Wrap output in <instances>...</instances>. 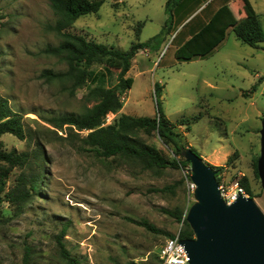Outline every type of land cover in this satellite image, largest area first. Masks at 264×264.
<instances>
[{
  "label": "rangeland",
  "instance_id": "1",
  "mask_svg": "<svg viewBox=\"0 0 264 264\" xmlns=\"http://www.w3.org/2000/svg\"><path fill=\"white\" fill-rule=\"evenodd\" d=\"M252 1L262 13L264 29V7L259 0ZM165 2L106 0L97 14L81 17L70 31L127 51L137 41L139 21L146 16L153 21L144 25L139 41L148 43L161 32L168 19ZM219 2L201 0L190 17L187 10L178 13L179 20L170 23L164 40L137 54L128 74L133 86L123 94L124 108L109 114L106 125L121 114L155 118L159 101L183 145L194 148L206 163L225 167L226 174H245L250 195L264 213V190L254 169L264 117V42L260 48L249 47L230 26L225 41L208 56L191 62L175 59V51ZM230 12L232 20L249 17L243 3ZM0 18V96L23 116L29 135L22 141L8 134L1 142L8 151L40 149L45 157L40 165L15 168L10 174L8 187L21 175L35 174L42 177V186L21 210L0 204V264H24L27 246L32 250L31 264H67L57 243L65 228L63 242L80 264H160V249L168 238L141 222L180 234L183 222L164 210L180 212L184 219L197 202L189 190L192 164L185 156L189 149L182 153L188 165L161 173L124 158L96 156L83 143L87 132L52 123L55 117L83 113L94 102L86 99V88L76 91L42 77L47 70H67L64 62L44 53L60 43L48 29L57 21L49 1L0 0ZM118 74L113 71V85ZM156 84L163 86L160 96ZM140 137L171 158H180L157 133L140 131Z\"/></svg>",
  "mask_w": 264,
  "mask_h": 264
},
{
  "label": "trees",
  "instance_id": "2",
  "mask_svg": "<svg viewBox=\"0 0 264 264\" xmlns=\"http://www.w3.org/2000/svg\"><path fill=\"white\" fill-rule=\"evenodd\" d=\"M50 7L57 17L55 25L49 26V30L56 33L60 38L57 46H48L44 53L58 58L67 65L65 72L55 73L47 70L42 77L48 81H59L72 90L86 88L88 93L86 99L93 101L94 105L87 108L83 113H71L55 117L52 123L56 128H70L79 133L87 132L83 143L91 147L100 158L119 157L139 163L144 169L161 173L166 169L178 170L188 165L182 157L186 149L199 154L190 145H183L181 136L176 132L174 125L161 111L160 103L158 115L155 118L135 117L121 114L114 123L106 125L109 114H119L124 108L123 94L129 91L134 80L128 77L137 54L149 48H155L161 43L170 23L173 24V11L182 0H168L165 11L168 19L161 32L148 43H141L139 36L144 24H138L137 41L127 51L109 47L104 44L88 40L85 36L70 31L74 24L81 18L90 14H97L106 0H48ZM249 17L244 19H231V12L226 11V16L217 13L211 17L209 22L187 42L175 51V59L179 62H191L211 54L222 44L228 34L230 26L239 41L252 48H260L264 42V29L259 15L254 10L249 0H242ZM232 21H226V18ZM1 19V18H0ZM98 67L99 69H94ZM119 70L117 84L113 85V71ZM160 84L155 85V93L160 96L162 93ZM140 131L147 134L157 135L175 150V155L180 157L174 159L154 146L147 144L141 137ZM12 135L19 140L28 139L23 116L16 113L10 106L9 100L0 96V204L8 203L17 210L23 209L34 197L42 186V177L39 174L30 177L21 175L13 187H8L9 177L13 169L32 167L40 165L45 160L44 153L40 149L34 152L8 151L3 148L1 139L5 135ZM258 159L254 161V169L257 178ZM212 167L217 175L225 169L223 166ZM229 164V161L227 163ZM242 185L250 194L249 182L246 178ZM250 198L252 196L250 195ZM164 213L183 222L180 232L181 240H189L195 234L187 222L183 219L182 213L164 210ZM145 228L157 234L173 238L176 235L159 230L147 221L141 222ZM67 228L57 237L62 258L67 264H80L70 251L66 249L63 239L66 236ZM32 250L25 247L24 264H31ZM134 264V263H131Z\"/></svg>",
  "mask_w": 264,
  "mask_h": 264
},
{
  "label": "water",
  "instance_id": "3",
  "mask_svg": "<svg viewBox=\"0 0 264 264\" xmlns=\"http://www.w3.org/2000/svg\"><path fill=\"white\" fill-rule=\"evenodd\" d=\"M258 175L264 190V117L260 130ZM196 204L187 215L195 237L182 240L190 264H264V213L254 199L240 198L227 205L218 190L217 172L192 150Z\"/></svg>",
  "mask_w": 264,
  "mask_h": 264
},
{
  "label": "built area",
  "instance_id": "4",
  "mask_svg": "<svg viewBox=\"0 0 264 264\" xmlns=\"http://www.w3.org/2000/svg\"><path fill=\"white\" fill-rule=\"evenodd\" d=\"M225 171V170H224ZM222 172L216 175L218 181V190L221 198L227 205H232L240 198H250V194L242 185L245 174L236 173L235 175ZM197 186L191 180L189 190L194 194ZM180 235L168 238L162 245L159 253L160 264H190V257L185 246L181 243Z\"/></svg>",
  "mask_w": 264,
  "mask_h": 264
},
{
  "label": "crops",
  "instance_id": "5",
  "mask_svg": "<svg viewBox=\"0 0 264 264\" xmlns=\"http://www.w3.org/2000/svg\"><path fill=\"white\" fill-rule=\"evenodd\" d=\"M167 1L168 0H166V2ZM249 1H250L251 5L253 6L254 10L256 11V13L259 15L260 20H261L262 13H259V11H257L256 6L254 5L252 0H249ZM259 1H260V6L264 7V0H259ZM146 2L142 5L143 8L147 5ZM166 2H165V5H166ZM199 2H201V0H182L180 5H178L176 7V9L173 11V18L174 19H173L172 26L176 23L177 19L179 20L178 15H177L178 13L185 12V10H187L185 13H188V11L192 12L193 8H195V6L197 4H199ZM239 3H243L242 0H220V2L212 9L210 14L202 21V23H200L196 26V29H194L195 34L198 33L209 22V20L211 19V17L213 15H215L217 13H221L222 15L226 16V13H227L226 11H230V9H232L234 7V5L239 4ZM164 13L166 14V11H164ZM194 13L195 12H192L188 16L190 17ZM133 17L135 18V15H133ZM142 20H145V21H139V23H142L144 25H146L148 22L153 21V19L150 16H146V18H143ZM182 24L183 23H181V25ZM191 37H189V39ZM185 42H187V41H185ZM215 159H218V157H216Z\"/></svg>",
  "mask_w": 264,
  "mask_h": 264
}]
</instances>
